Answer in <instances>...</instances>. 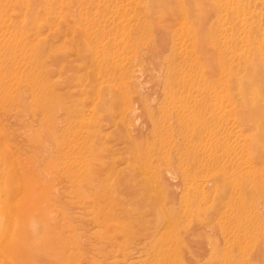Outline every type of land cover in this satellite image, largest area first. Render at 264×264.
Returning <instances> with one entry per match:
<instances>
[{
	"label": "rangeland",
	"instance_id": "rangeland-1",
	"mask_svg": "<svg viewBox=\"0 0 264 264\" xmlns=\"http://www.w3.org/2000/svg\"><path fill=\"white\" fill-rule=\"evenodd\" d=\"M247 60L264 101V0H0V116L70 264H264Z\"/></svg>",
	"mask_w": 264,
	"mask_h": 264
},
{
	"label": "bare ground",
	"instance_id": "bare-ground-1",
	"mask_svg": "<svg viewBox=\"0 0 264 264\" xmlns=\"http://www.w3.org/2000/svg\"><path fill=\"white\" fill-rule=\"evenodd\" d=\"M246 63L250 71L245 70L244 75L250 73L249 85L253 88L250 89L249 99H244L239 105L242 116H264L263 98L254 87L260 84L253 74L252 60H247ZM237 81L242 83L241 77ZM23 86L25 88L27 84ZM12 118L13 116H0V264H70V260L58 250L63 246L57 234L42 233L37 228V221L29 219V207L35 203L36 190L40 188L38 185L42 179L40 175H33L35 185H30L28 147L17 148L12 142L14 132L4 125V122H10ZM38 214L41 224H46L47 218L42 208L38 207Z\"/></svg>",
	"mask_w": 264,
	"mask_h": 264
}]
</instances>
